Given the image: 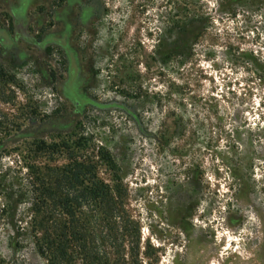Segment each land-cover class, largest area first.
Wrapping results in <instances>:
<instances>
[{"label":"rangeland","instance_id":"374dc122","mask_svg":"<svg viewBox=\"0 0 264 264\" xmlns=\"http://www.w3.org/2000/svg\"><path fill=\"white\" fill-rule=\"evenodd\" d=\"M176 2L0 0V264H51L22 180L78 139L119 168L86 212L98 261L264 264V0H187L200 24L161 40Z\"/></svg>","mask_w":264,"mask_h":264},{"label":"trees","instance_id":"16d2710c","mask_svg":"<svg viewBox=\"0 0 264 264\" xmlns=\"http://www.w3.org/2000/svg\"><path fill=\"white\" fill-rule=\"evenodd\" d=\"M172 10L177 13L168 14V26L163 27L161 40L175 31L186 33L201 22L193 2L177 0ZM164 18L167 19V16ZM166 101L164 96H159L161 107ZM89 141L78 139L51 144L36 143L40 158L47 163L34 164L25 181L22 180L30 195L28 200L31 202L39 252L47 255L51 264H63L73 259L74 255H80L83 264H105L98 261L88 248L86 226L89 220L86 212H93L94 209L107 212L120 204L122 198L117 187L106 184L97 173L99 163L116 173L119 168L109 151L103 147L99 148L98 161L93 154H80V151L90 150ZM59 158L65 160L64 165H55ZM2 185L5 192L20 187L19 182L3 177ZM9 203L10 199L7 205Z\"/></svg>","mask_w":264,"mask_h":264}]
</instances>
